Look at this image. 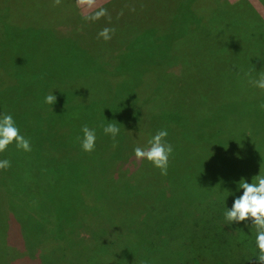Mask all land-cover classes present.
<instances>
[{
	"label": "rangeland",
	"instance_id": "rangeland-1",
	"mask_svg": "<svg viewBox=\"0 0 264 264\" xmlns=\"http://www.w3.org/2000/svg\"><path fill=\"white\" fill-rule=\"evenodd\" d=\"M117 1L118 30L110 11L96 25L95 13L78 19L54 0H0V113L31 147L0 152L10 161L0 169V264H248L247 246L259 264L250 221L228 225L224 213L240 179L264 174V91L249 89L251 76L213 85L198 44L212 15L213 45L229 43L230 11L264 19V0ZM245 30L238 42L258 43ZM110 123L115 139L102 131ZM85 126L96 132L90 152ZM165 129L173 152L162 175L134 149ZM233 235L243 245L232 251Z\"/></svg>",
	"mask_w": 264,
	"mask_h": 264
},
{
	"label": "clouds",
	"instance_id": "clouds-1",
	"mask_svg": "<svg viewBox=\"0 0 264 264\" xmlns=\"http://www.w3.org/2000/svg\"><path fill=\"white\" fill-rule=\"evenodd\" d=\"M104 10L96 12L90 19H98L104 15ZM109 29L102 30L98 35L105 40L109 39ZM249 83L264 91V75L252 79ZM56 101L54 94L45 97V103L53 105ZM105 135L115 139L120 129L115 124H107L102 129ZM83 138L81 139V148L83 151L90 152L95 147L96 132L85 126L82 129ZM167 130H160L155 133L148 141L147 149L137 147L134 153L138 158H144L158 168L162 175L167 174L169 157L173 152V147L165 140ZM15 141L16 146L24 151H30V143L22 135L16 126L15 120L11 114L0 113V152H3L8 145ZM10 167V161L7 159L0 160V169ZM242 190V191H241ZM237 193H239L237 195ZM232 196L231 207H226L224 219L226 224H239L240 222H249L255 229V247L258 251L259 264H264V174L258 172L252 177L251 182L240 179L234 191L229 190L226 198ZM249 225V226H250ZM250 231V228H249Z\"/></svg>",
	"mask_w": 264,
	"mask_h": 264
},
{
	"label": "trees",
	"instance_id": "trees-1",
	"mask_svg": "<svg viewBox=\"0 0 264 264\" xmlns=\"http://www.w3.org/2000/svg\"><path fill=\"white\" fill-rule=\"evenodd\" d=\"M54 1H57L56 3L68 7L70 12L73 11L74 15H76L78 19H80V17H83L84 16L83 13L86 11H91L92 13L99 12L102 9L104 11H110L113 13L110 15V22H109L111 23L110 26H112L113 24V26H116L115 27L116 30H118L117 25L119 24L120 20L118 18L116 19V22H115L114 14L116 13V8H118V6L122 3V1L114 0L111 2V4L103 3V0H54ZM112 4H113V7L110 8L109 6ZM174 5L181 7V5L179 4L177 5L174 4ZM250 6L253 8L252 5ZM257 6L260 8L259 4H257ZM253 9L255 10V8ZM239 11L241 10L239 9L237 11V14H233V10L230 11V14H231L230 20L236 23L237 26L235 29L237 30L241 29L242 24H246L248 30H245L243 32L244 34L243 33L241 34L244 36V38H247V40L249 39L257 40L258 43H256L255 45L250 44L247 46H242L238 42V37H237V34L242 31L239 32L237 30H234V33H236L235 36L234 34H231L228 38L225 35V33L222 34V39L226 38L229 43H220L218 45H213L214 42L210 39L211 35L213 34V29L220 28V27H215V28L212 27L214 15H212V18L208 19L204 23V26H201L202 28H204V31L202 32L204 33L207 32L205 34L206 36H209V40L205 41L206 43L204 42L202 44H198V51H199L198 55L202 57V59H205L204 61L206 63L204 65L205 69L209 73L212 74L211 76L212 78H209V77L206 78L205 76L204 78L208 80L214 79L212 80L214 81L213 85H217L223 88L224 90H228L235 83L236 75H242L244 77L251 76L252 79H256L259 76L264 75V19L254 14L253 12H251V15L245 18L243 15H241L242 12H239ZM123 18L124 17H122L121 19ZM68 21H71V18H69ZM130 21L132 22V16H130ZM94 22L96 25L103 24L104 18L99 17L98 19H95ZM209 25H211V28L205 29V26H209ZM3 26H4L3 24L0 25V41H2L3 39ZM137 28H141V27L137 26ZM209 30H211L212 33ZM254 31H257V32H254ZM187 35H189V33H187ZM219 68H221L223 73L225 71L228 73L229 71L230 74H232L234 78L229 79V82L227 79L224 80L221 75H217V74H222V73H217L219 71ZM251 87L252 88H249V89H256L253 91L255 93L262 92V90L255 88L252 85ZM178 108L181 110L184 109V106L182 105L181 102L178 104ZM186 115L190 116L193 120L198 119L199 124H202V121H200L202 117L194 116L189 111H187ZM1 187H2V184L0 183V188ZM2 207L3 205L0 206V219H1V216H3L2 218H4V220L0 222V233L3 232L4 236H7L6 234L7 231L5 230L6 224L4 226L2 225V223L6 222L5 221L6 216L3 214L4 212H3ZM234 236L235 235L231 236L230 237L231 239H229V242H228V245H229L228 247L230 248L229 250H232V251L239 249V247L243 245L241 244L239 237H234ZM233 242L235 243V246H236L235 248L230 247V245ZM243 253L249 256L247 261H248V264H251L250 259L254 261V258H253L254 256L252 255L251 250L248 246L244 250Z\"/></svg>",
	"mask_w": 264,
	"mask_h": 264
}]
</instances>
